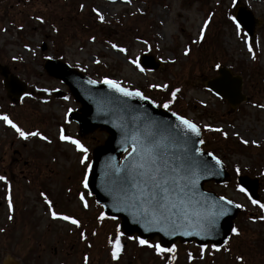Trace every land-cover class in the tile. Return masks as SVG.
<instances>
[{
	"label": "rangeland",
	"instance_id": "1",
	"mask_svg": "<svg viewBox=\"0 0 264 264\" xmlns=\"http://www.w3.org/2000/svg\"><path fill=\"white\" fill-rule=\"evenodd\" d=\"M239 6L247 7L258 20L253 37L242 29L253 46L255 60L249 58L243 39L235 35V26L227 18L235 17ZM93 8L105 17L103 24ZM209 13L213 17L205 40L192 43ZM141 40L148 42L151 51L139 43ZM110 43L125 47L127 58L152 55L161 67L140 73L123 54L113 51ZM185 48L190 49L188 56L183 55ZM49 56L94 79L121 81L160 104L179 88L170 109L201 126L206 149L223 159L232 176L230 183H209L208 189L241 204L242 212L235 221L241 234L231 237L230 252H212L201 260L199 248L176 247L175 264H264V222L250 219L259 217L261 211L236 189L238 175L234 171L239 167L241 175L259 178L260 201L264 203V176L260 175L264 172V109L253 107L264 104V0H237L235 5L232 0H0V64L26 83L31 93V98L13 103L0 75V115L7 114L25 131L38 129L52 141H21L14 130L0 122V175L9 182L14 204V219L9 221L4 199L8 186L0 181V228L4 229L0 232V264H84L85 256L88 264H162L153 260L151 249H138L134 240H126L120 259L112 261L107 239L118 223L104 220L98 224L96 217L102 210L91 196L87 197V210L79 205L77 194L87 191L79 183L83 174L78 164L80 154L57 141L58 129L64 127L66 135L88 148L89 162L98 138L105 136H80L77 124L64 123L67 109L74 110L77 104L68 88L45 71V57ZM95 59L100 63H93ZM216 64L244 78L247 101L236 109L205 88V82L217 75ZM150 84H166L168 88L151 89ZM40 88L49 92L37 91ZM63 96L69 99L65 101ZM206 124L228 132V139L203 131ZM234 131L249 144H240L232 135ZM41 191L53 201L55 211L78 218L83 227L50 220ZM80 231L86 233V240L80 239ZM237 256L243 259L237 261Z\"/></svg>",
	"mask_w": 264,
	"mask_h": 264
},
{
	"label": "snow or ice",
	"instance_id": "2",
	"mask_svg": "<svg viewBox=\"0 0 264 264\" xmlns=\"http://www.w3.org/2000/svg\"><path fill=\"white\" fill-rule=\"evenodd\" d=\"M123 2L130 3V0H123ZM236 2L237 0H232L233 5ZM80 8L83 10L84 5L81 4ZM91 11L101 24L105 22V17L99 10L93 8ZM212 17L213 13H209L207 18L203 20L197 39L192 41V43L199 44L205 40L206 31L212 23ZM227 18L235 26V35L243 39V44L247 49L249 58L255 60L256 55L253 46L246 38V34L242 32L241 23L232 15H229ZM36 19L40 23H44L41 17H36ZM53 31H57V29L53 28ZM91 39L94 41L95 37L93 36ZM139 43L145 45L147 50L151 51V46L148 45L146 40H141ZM110 48L117 53L123 54L127 59V63L133 66L138 72L144 73L146 71L141 66L139 57L127 58V49L125 47L119 46L116 43H110ZM25 49L35 55V52L28 48L27 45H25ZM189 53L190 49L185 48L183 55L188 56ZM16 59V57H13V60ZM45 59L50 60L52 57H45ZM92 62L99 64L100 60L95 59ZM169 62L174 63V61ZM214 67L219 69L221 66L216 64ZM84 83L93 86L99 83L106 86L110 93H116L119 97L126 98L123 102L125 105L127 100L138 99L140 101H146L153 108L162 107L165 110L170 109L177 94L181 91L179 88L173 89L167 101L162 104H157L139 89L126 87L123 82L115 79L104 77L99 81L90 79ZM148 87L163 91L168 88V85L150 84ZM37 91L49 92L48 89L44 88L37 89ZM213 94L219 98L218 93ZM24 97L31 98V93L25 92ZM24 97H21V99ZM61 98L65 101L69 99L68 96ZM41 103L47 104L48 100H42ZM253 107L264 109V104L253 105ZM140 108L142 109L143 105ZM121 111L128 119L114 126L121 132L120 143L124 145L123 151L126 155L120 161L119 165H107L103 174L106 178L103 188L105 194L111 200L112 211L115 213H128L133 217L134 223L140 224L144 232L163 233L165 236H174L177 234L185 237L199 236L202 240L214 237L217 234L216 229L219 219L229 211V208L226 206L240 209L242 205L233 203L232 200L227 199L225 196H220L216 203H211L209 196L199 190L198 185L202 174L219 175L220 173L214 172L213 169L222 166V160L212 152H208L206 155L211 157L214 165L202 158L204 153L201 147L196 146L197 144L203 145L205 143L201 138V126L185 116L179 115L175 111L171 112L174 121L158 120L146 110L141 112L136 106L132 105L122 107ZM71 112V108L67 109L64 115L65 124L70 123L68 113ZM0 122H3L4 125L14 130L21 141L36 138L47 144L52 143L38 129L23 130L7 114L0 115ZM203 131L220 133L225 140L229 136V133L225 132L222 128L212 127L207 124L203 125ZM232 135L239 140L240 144H249V141L242 138L239 132L234 131ZM56 139L61 144L72 146L73 151L80 154L78 164L83 167V174L79 183L83 189L87 190L89 188V177L93 168L89 162L88 148L79 139L66 135L65 128L62 126L58 129ZM251 143L253 145L256 144L255 141ZM234 171L236 175H240L241 169L236 167ZM260 175L264 176V172H261ZM0 181L6 186L9 185L7 178L2 175H0ZM236 189L247 196L251 204L257 206L261 211L259 217H250V219L253 222L256 219L264 222V203L253 199L245 187L240 184L236 185ZM6 193L4 199L7 201V210L9 213L7 219L12 221L14 219V204L10 186L6 188ZM39 195L43 200V204L46 206V214L50 220L66 222V224L74 226L76 229L83 227L78 218L55 211L53 201L45 192L41 191ZM90 196H92V192L90 191H82L77 194L79 205L85 210L89 208L87 197ZM104 220L115 221L117 220V216H107L102 211L96 217V221L100 224ZM0 232H4V229L0 228ZM230 233L231 236L225 238L223 244H211V251H208V244L202 243L199 248L200 259L202 260L206 254L210 255L212 252H230V248L228 247L229 240L231 237H239L241 234L240 230L235 226L230 228ZM92 235L95 236L96 232L93 231ZM124 236V232L117 225L114 235L109 236L107 239L109 255L114 262L120 259L123 252L124 245L122 238ZM79 237L82 241L87 239L84 231H80ZM127 239L130 241L134 240L139 247L151 249L157 257L164 260L165 264H172V261L175 260V245L165 247L160 242L152 243L148 239L141 238L140 236H127ZM83 259L84 264H88V257L85 256ZM193 259L192 254L188 253V260L192 261ZM242 259L240 256L236 257L237 261H241Z\"/></svg>",
	"mask_w": 264,
	"mask_h": 264
},
{
	"label": "water",
	"instance_id": "3",
	"mask_svg": "<svg viewBox=\"0 0 264 264\" xmlns=\"http://www.w3.org/2000/svg\"><path fill=\"white\" fill-rule=\"evenodd\" d=\"M235 17L241 23L249 37L254 35L258 20L253 13L245 7H238ZM141 66L148 70H158L161 63L154 56L143 55L140 59ZM49 76L54 77L65 84L76 103L80 105L76 111L68 114L70 121L75 122L79 127V133L82 136L92 134L97 130L107 133V138L102 145L94 148L92 152L93 166L89 177V191L95 197L96 202L103 206L104 213L107 216L116 215L120 220V229L127 236L137 235L144 239L158 238L160 243L165 247H170L177 241L181 243H196L198 246L203 244L211 245L213 243L223 244V240L230 236V228L234 226V221L240 213V209L226 206L229 208L228 213L221 217L216 229V235L211 238L201 239L199 236H165L163 233L144 232L140 224L133 222V217L126 212L115 213L111 208V200L105 194L103 184L105 181L104 172L109 164L119 165L120 161L126 153L123 151L124 145L120 143L121 132L114 126L123 123L128 117L121 111L122 107L127 105L136 106L141 112L146 110L151 116L156 119L174 121L171 116V111L161 107L153 108L146 101L138 99L127 100L126 105L123 102L124 97H119L116 93H110L106 86L97 84L95 86L84 83L87 80H94L89 76L81 73L69 64L60 60H47L44 66ZM0 73L4 76V87L8 93V97L13 101H20L26 92V86L20 82L18 78L11 75L6 67L0 65ZM244 80L240 75H234L229 68L220 67L216 77L208 80L205 87L212 93H218L219 98L229 103L231 108L235 109L244 102L247 97L243 93ZM217 96V95H216ZM218 97V96H217ZM143 105L141 109L140 106ZM202 138V136H201ZM199 139V138H196ZM196 146L201 147L197 144ZM203 159L214 165L211 157H208L204 152ZM214 172H219V175L202 174L199 181V190L209 196L211 203H216L218 196L215 192L205 190L204 186L208 182L223 184L230 181L231 176L227 172L224 164L220 168H214ZM238 182L245 187L249 195L256 200L260 199L258 194L259 181L252 179L247 175L238 177Z\"/></svg>",
	"mask_w": 264,
	"mask_h": 264
},
{
	"label": "flooded vegetation",
	"instance_id": "4",
	"mask_svg": "<svg viewBox=\"0 0 264 264\" xmlns=\"http://www.w3.org/2000/svg\"><path fill=\"white\" fill-rule=\"evenodd\" d=\"M115 232V231H114ZM114 232H110L109 234L110 235H114ZM134 237H136V236H134ZM126 240H128L127 239V237H125L124 236V238H122V243L124 242V244L123 245H126L127 244V241ZM150 242H152V243H156V242H158V240L157 239H154V240H149ZM190 246H192V247H195L194 245H190ZM181 248H187V246H185V247H183V246H180ZM107 248H108V252H109V247H108V244H107ZM138 249H141V248H143V247H137ZM165 255H167V254H165ZM175 255V254H174ZM153 260H157V262H159V263H162V264H165V262H164V260H162L160 257H157L155 254H154V252H153ZM172 264H175V260L174 261H172Z\"/></svg>",
	"mask_w": 264,
	"mask_h": 264
},
{
	"label": "trees",
	"instance_id": "5",
	"mask_svg": "<svg viewBox=\"0 0 264 264\" xmlns=\"http://www.w3.org/2000/svg\"><path fill=\"white\" fill-rule=\"evenodd\" d=\"M100 133H101V132H99V135H100ZM101 135H102V134H101ZM101 142H102L101 137H99L98 140H97V145L100 144Z\"/></svg>",
	"mask_w": 264,
	"mask_h": 264
}]
</instances>
